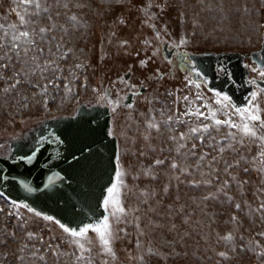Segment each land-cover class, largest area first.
I'll list each match as a JSON object with an SVG mask.
<instances>
[{
    "label": "rangeland",
    "instance_id": "obj_1",
    "mask_svg": "<svg viewBox=\"0 0 264 264\" xmlns=\"http://www.w3.org/2000/svg\"><path fill=\"white\" fill-rule=\"evenodd\" d=\"M133 1L68 0V14L75 13L80 23L74 27L63 17L57 20L68 29L64 48L72 50L66 60H57L67 79H58L59 87L49 86L48 94L44 96L39 95L33 85L47 83V78L31 75L28 80L21 78L22 83L17 89L7 94L2 90L11 81L6 83L0 79V136L21 134L45 118L74 112L83 102L108 104L112 110L115 108L111 130L119 138L117 173L124 174L125 187L116 189L122 193L118 199L122 200L126 210L139 209L133 215L141 218L139 229L131 217L127 222L113 225L118 237L113 243L117 258L111 264H137L132 259L140 254L137 239L159 253L146 256V264H262L257 255L261 248L252 251L249 241L258 240L260 246H264V237L257 235L264 231V222L246 215L248 205L255 209L259 200H264V195L257 191L261 187V178L255 171L251 175L240 169L234 171V175L248 183L241 190L233 182L228 195L240 202L244 211H237L223 194H218L215 200L205 201L203 197L217 189L191 187L188 181L203 179L200 176L174 179L178 173L170 170L168 164L175 157V153L169 151L174 147L168 139L172 133L163 122L176 114L177 107L181 112L184 110L183 103L173 104L177 97L191 96L197 89L187 86L186 81L172 78L155 83L151 73L164 66L156 60L141 68L139 60L151 54V48L141 40L145 32L143 17L151 19L177 43L181 37H188L192 42L185 47L193 50L260 48L264 37V0H139L141 11L134 8ZM48 2L52 4L53 0ZM17 10L14 0H0V23L17 22ZM56 10L66 11L62 6ZM122 10L130 11L131 15L125 26L118 22ZM43 23L48 21L45 19ZM54 35L59 37L61 33L57 31ZM59 55L57 52L56 57ZM77 64L84 67L75 69ZM16 67L19 69L20 65ZM73 70L76 79L71 76ZM128 70L132 71L131 77L123 78L125 82L121 83V75ZM3 75L9 77L12 71L5 70ZM251 75L258 76V73L251 71ZM66 85L72 88L71 94L65 91ZM141 85L147 86V90L135 97L133 107L121 105L126 93L139 90ZM107 86L111 88L109 95H105ZM168 92L173 95H167ZM211 97H207L209 102ZM260 100L264 109V96ZM153 115L161 123L159 132L146 127V121ZM219 118L223 119L222 116ZM177 131H186V126H179ZM224 132L226 129L222 128L220 134ZM145 135L149 137L147 140ZM255 152L253 147L251 153L245 154L250 156ZM234 155L225 153V159L231 161ZM156 159L165 160V164L154 166ZM147 169H151L156 179L145 174ZM227 178L221 173V181ZM114 183L119 184L117 180ZM165 186L167 192L163 191ZM0 209H3L0 211V264H58L51 249L71 251L66 234L54 222L37 217L25 208L14 207L3 195H0ZM233 215L238 218V224L231 221ZM120 229H124L126 235ZM29 232L35 234L33 239L28 238ZM228 233H232L233 241L220 239ZM88 235L96 255L100 252L97 238L91 232ZM220 252L227 253L229 258L219 256ZM41 256L44 261L39 259ZM103 259L107 257L96 256L97 264ZM59 264H70L69 258L61 257Z\"/></svg>",
    "mask_w": 264,
    "mask_h": 264
},
{
    "label": "snow or ice",
    "instance_id": "obj_2",
    "mask_svg": "<svg viewBox=\"0 0 264 264\" xmlns=\"http://www.w3.org/2000/svg\"><path fill=\"white\" fill-rule=\"evenodd\" d=\"M14 3L19 9L16 11L17 22L0 23V79L5 80L6 83L11 81L8 87H5L2 91L7 94L17 89L22 83L21 78L28 80L31 75L38 76L40 79L47 78V83L33 85L39 90V95H47L49 86L58 88L59 85H57L56 81L58 79H67V77L63 76L64 70L59 66L57 60H66L72 51L71 49H65L63 44L68 29L64 25L58 24L57 20L63 17L75 27L79 26V18L75 13L68 14V0H53L52 4H49L48 0H14ZM61 6L66 11H54V9H58ZM150 6L151 4H149ZM76 7H81V5H76ZM45 19L48 21L47 24L43 23ZM150 26L156 32V38L161 39L160 29L156 28L155 24ZM164 27L166 30L167 26L165 25ZM57 31L61 33V36L54 35ZM194 35L195 33H193ZM191 42L188 37H181L178 43H173V47L186 46ZM123 43L127 44V41ZM144 44L151 46V41L145 40ZM57 52L60 53L58 57H56ZM151 59L152 57H148L147 59L139 60V66L146 68ZM183 60L192 64L191 71L196 77L200 78L191 79L185 77L187 86L195 87L198 90L201 89V82L207 83L204 73L192 63L187 55L183 56ZM17 65H20L19 69H17ZM83 67L82 64L75 65V69H82ZM245 67L250 66L245 65ZM5 70L12 71V75L5 77L3 75ZM220 70L225 71L223 67ZM250 70L257 72L260 80L264 81V64L259 67H250ZM45 73H48L47 77H45ZM71 76L73 79L77 78L75 70L71 72ZM163 77L164 74L157 70L153 73L152 78L163 79ZM120 82L124 83L125 81L120 78ZM247 83L253 85L257 90L249 92L245 97L244 105H237L230 95L220 90H211V102H209L202 91H197L191 96L177 97L173 104L179 105L183 103L185 106L184 110L181 112L177 107L176 114L168 116L167 120L163 122L168 131L172 133L168 139L174 147L170 148L169 151L174 152L175 157L169 160L168 164L170 170L178 173L174 179L179 181L181 176L187 178L194 175L202 177L203 179L201 180L193 178L188 183L193 188L215 187L217 191L209 192L203 199L205 201L215 200L218 198V194H223L228 203L232 204L237 211H244V208L240 202L235 201L234 197L228 195V189L235 182L236 186L243 190L244 185L248 181L239 179L237 175H234L233 173L236 169H240L248 175L255 171L262 181L260 189L257 190L258 194L264 195V115H262L264 109L261 108L260 100V97L264 96V87H261L255 78L248 80ZM130 86L133 89L135 88V85ZM65 91L71 94L72 88L66 85ZM105 95H108V93L106 92ZM167 95H173V93L168 92ZM22 99L26 101L27 97H22ZM125 107L132 108L133 105L127 104ZM113 111H115V108ZM221 116L223 119L219 118ZM181 125L186 126V131H177ZM146 127L148 130L159 132L161 123L157 122L153 115L146 121ZM222 128L226 129L223 135L220 134ZM144 138L147 140L149 137L145 135ZM48 139L49 137L47 136L42 137L31 154L21 156L19 159L26 161L29 165L33 164L43 148V141ZM54 142L63 143L59 136L55 137ZM253 147L256 148L255 154L246 155L245 153H251ZM225 153H234L235 155L229 161L225 159ZM164 164L165 160L163 159L154 161V166ZM221 173L228 178L221 181ZM145 174L151 175L152 179H156L151 169H147ZM123 176V173H117L116 180L119 184L112 183L106 189L100 205L104 210V214L95 220H90L86 223L81 222L77 227H70L50 215H42L41 212L27 203H18L12 200L11 204L16 208L27 209L28 212L34 213L37 217L42 216L46 221L54 222L66 234L67 243L71 246V251L63 252L51 249L58 264L63 256L69 258L70 264H97L96 256L101 254L107 259L100 261V264H111L117 258L113 243L118 237L113 225L122 221L127 222L128 218L131 217L132 223L138 229L140 227V216L133 215L139 209L126 210L123 207L122 200L118 199L122 193L116 191V189L118 186L121 189L125 187ZM0 178L7 179L2 172H0ZM62 179L63 177L54 172L47 177L45 187H53L57 181ZM21 183L26 191L32 192L35 190L28 183L23 181ZM163 191L167 192L168 187L165 186ZM0 195L3 194L0 193ZM141 195H150V193H141ZM143 203L147 204V200H144ZM0 211H3V209H0ZM246 215L255 216L261 222H264V200H259L255 209L248 205ZM110 218L112 219L110 220ZM231 221L234 224H238V218L235 215L231 217ZM119 231L126 235L124 229ZM90 232L95 234L100 248V252L96 255L93 254L90 246L92 242L91 237L88 235ZM12 235L14 236L15 234L12 233ZM140 235H144L142 230ZM257 235L264 237V231L257 233ZM27 236L29 239H33L35 234L29 232ZM220 239L231 242L234 237L232 233H228ZM249 245H251V250L254 252L257 248H261L257 255L261 258L262 264H264V246H260L258 240L249 241ZM136 247L140 249V254L132 257V259L137 261V264H146V256L159 255L157 251L141 244L139 239H137ZM218 255L225 259L229 258L225 252H220ZM39 259L44 261L43 256L39 257Z\"/></svg>",
    "mask_w": 264,
    "mask_h": 264
},
{
    "label": "water",
    "instance_id": "obj_3",
    "mask_svg": "<svg viewBox=\"0 0 264 264\" xmlns=\"http://www.w3.org/2000/svg\"><path fill=\"white\" fill-rule=\"evenodd\" d=\"M124 17L122 10L119 18L125 24ZM193 56L198 68L211 77L207 85L227 93L237 105H244L249 92L257 90L248 80L255 78L264 87L260 77L250 76V63L264 64V37L260 48L204 49L194 51ZM217 67L225 69L220 79H217ZM130 75L128 70L122 77L128 79ZM105 92L109 95L111 88L107 86ZM132 103L133 92H130L123 105ZM112 117L108 104L83 102L74 113L45 118L23 134L0 136V145H9L8 153L0 154V172L7 177L0 178V192L70 227L101 217L102 199L106 189L115 182L118 171L119 138L111 130ZM45 136L49 139L43 141L33 164L19 159L31 154ZM56 136L63 143L54 142ZM54 172L63 179L53 187H45L47 177ZM22 181L35 190L26 191Z\"/></svg>",
    "mask_w": 264,
    "mask_h": 264
},
{
    "label": "flooded vegetation",
    "instance_id": "obj_4",
    "mask_svg": "<svg viewBox=\"0 0 264 264\" xmlns=\"http://www.w3.org/2000/svg\"><path fill=\"white\" fill-rule=\"evenodd\" d=\"M133 3H134L133 6H134V8L136 10H140V11L142 10L141 7H140V1L139 0H134ZM123 11H124V15H125L124 19H126V23L125 24L122 23L120 18H119V16H118V22L121 25L125 26L127 24L128 20L130 19L131 15H130V11H125V10H123ZM141 19H142V22H143V26L145 27L144 37H142L141 40L143 42L145 40L151 41V46H149L151 48V54H150L149 57H152V59L150 61L158 60L159 63L162 65V67L164 66V69H159L158 70L160 73L164 74L163 79H154V82L155 83H160L165 78H168V79L172 78V79H177V80H180V81H186L185 77H189L191 79H200L199 77H196L195 74L191 71L192 64H189V63L185 62L183 60V56L187 55L191 59L192 63L195 64V66L198 68L197 60L193 56V52L194 51H201V50H193V49L187 48L185 46H180V47L174 48L173 47V43L175 41L170 39L151 19H149L147 17H143ZM152 24H155L156 28L160 29V37H161V39H157L156 38V32L150 26ZM175 43H177V42H175ZM154 53H155V55H154ZM145 59H147V58H145ZM247 60L249 61V58H247ZM250 66L251 67H259L255 63H253V64L250 63ZM221 68L222 67H217V79H220L222 77V71L220 70ZM151 74H152V77H153V73H151ZM131 75H132V71H131ZM131 75H130V77H131ZM250 76H254V75H251V73H250ZM121 77H122V75H121ZM256 77H259V76H256ZM204 78L207 80V83L205 84V83L201 82V89H199V90L197 89V91H202L206 98L207 97H211L212 96V91L211 90H213V89H211L207 85L208 81L211 79V77L204 73ZM124 79H126V78H124ZM128 79H126V80H128ZM179 84H180V87H182V84L181 83H179ZM141 90H142V92H141ZM146 90H147V86L141 85L139 90H130V91H128L126 93V95L124 96L121 105H123V102H124L125 98L127 97L128 93L133 92V99H134V102H135V97L137 95L143 94ZM96 103H102V102L99 101V102H96ZM74 112H72V113H74ZM66 114H70V113H66ZM113 115H114V111H113ZM39 122H37V123H39ZM36 124H34V125H36ZM33 126L27 128L25 131H27L28 129L32 128ZM23 133H21V134H23ZM16 135L1 136V137H12V136H16ZM8 151H9L8 143L0 145V154H6V153H8Z\"/></svg>",
    "mask_w": 264,
    "mask_h": 264
},
{
    "label": "trees",
    "instance_id": "obj_5",
    "mask_svg": "<svg viewBox=\"0 0 264 264\" xmlns=\"http://www.w3.org/2000/svg\"><path fill=\"white\" fill-rule=\"evenodd\" d=\"M1 193V192H0ZM3 194V193H2ZM3 197L7 200V201H9V202H11L12 201V199H10V198H8L7 196H5L4 194H3ZM20 203V202H19ZM43 215V214H42Z\"/></svg>",
    "mask_w": 264,
    "mask_h": 264
}]
</instances>
